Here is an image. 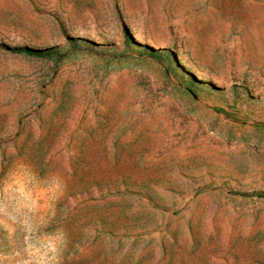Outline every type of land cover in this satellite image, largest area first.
<instances>
[{
	"label": "rangeland",
	"instance_id": "1",
	"mask_svg": "<svg viewBox=\"0 0 264 264\" xmlns=\"http://www.w3.org/2000/svg\"><path fill=\"white\" fill-rule=\"evenodd\" d=\"M0 264H264V0H0Z\"/></svg>",
	"mask_w": 264,
	"mask_h": 264
},
{
	"label": "trees",
	"instance_id": "2",
	"mask_svg": "<svg viewBox=\"0 0 264 264\" xmlns=\"http://www.w3.org/2000/svg\"><path fill=\"white\" fill-rule=\"evenodd\" d=\"M24 51H26L28 55L37 56V57L49 56L50 54H52L51 50H24Z\"/></svg>",
	"mask_w": 264,
	"mask_h": 264
}]
</instances>
